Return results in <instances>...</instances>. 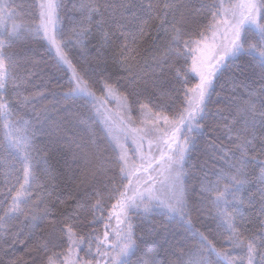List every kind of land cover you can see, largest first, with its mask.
<instances>
[{"label": "snow or ice", "instance_id": "1", "mask_svg": "<svg viewBox=\"0 0 264 264\" xmlns=\"http://www.w3.org/2000/svg\"><path fill=\"white\" fill-rule=\"evenodd\" d=\"M20 8L0 2V264H264V0Z\"/></svg>", "mask_w": 264, "mask_h": 264}, {"label": "trees", "instance_id": "2", "mask_svg": "<svg viewBox=\"0 0 264 264\" xmlns=\"http://www.w3.org/2000/svg\"><path fill=\"white\" fill-rule=\"evenodd\" d=\"M0 2H3V3H13L14 5H20L21 8L20 9H17L18 11H21L22 10V6L24 5H27L31 2V0H0ZM215 99V98H214ZM53 103V101L51 100V97L49 96V99L48 100H45L44 101V105H47V106H51V104ZM44 105H39V107H43ZM53 164H57V166H61L63 164V161L62 159L59 157V156H53V159L51 161ZM253 191H256V189H253ZM146 227V225H145ZM101 230H102V227H101ZM148 245L147 244H141V248L142 249H145ZM17 255L20 256V255H23V249L21 248L20 245H17ZM141 257V254L138 253L136 256H133L132 257V260H133V264H135V262ZM0 258H2V254H0ZM158 259L161 261V264L164 260V256L163 254L160 255V257H158Z\"/></svg>", "mask_w": 264, "mask_h": 264}]
</instances>
